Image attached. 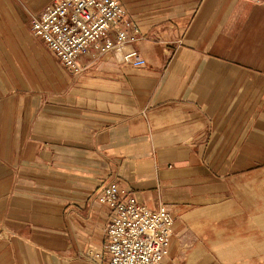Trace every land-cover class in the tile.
Returning a JSON list of instances; mask_svg holds the SVG:
<instances>
[{
	"label": "crops",
	"instance_id": "0c3cea01",
	"mask_svg": "<svg viewBox=\"0 0 264 264\" xmlns=\"http://www.w3.org/2000/svg\"><path fill=\"white\" fill-rule=\"evenodd\" d=\"M0 0V264L106 254L99 191L169 212L163 264H264V0H120L135 69L91 52L81 74Z\"/></svg>",
	"mask_w": 264,
	"mask_h": 264
},
{
	"label": "built area",
	"instance_id": "2783aa9c",
	"mask_svg": "<svg viewBox=\"0 0 264 264\" xmlns=\"http://www.w3.org/2000/svg\"><path fill=\"white\" fill-rule=\"evenodd\" d=\"M28 15L33 35L76 74L83 72L80 59L91 52L135 69L146 65L131 46L139 39V29L127 19L120 0H57ZM97 201L114 215L107 228V264H163L174 226L168 211H152L133 198H123L116 182L104 186ZM80 256L102 264V255L93 250Z\"/></svg>",
	"mask_w": 264,
	"mask_h": 264
},
{
	"label": "rangeland",
	"instance_id": "374dc122",
	"mask_svg": "<svg viewBox=\"0 0 264 264\" xmlns=\"http://www.w3.org/2000/svg\"><path fill=\"white\" fill-rule=\"evenodd\" d=\"M28 13H31V12H30V11H29V12L27 11V17H28V20H29V15H28Z\"/></svg>",
	"mask_w": 264,
	"mask_h": 264
}]
</instances>
